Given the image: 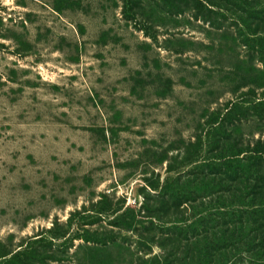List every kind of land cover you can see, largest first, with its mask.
I'll use <instances>...</instances> for the list:
<instances>
[{"label": "rangeland", "instance_id": "374dc122", "mask_svg": "<svg viewBox=\"0 0 264 264\" xmlns=\"http://www.w3.org/2000/svg\"><path fill=\"white\" fill-rule=\"evenodd\" d=\"M167 1L0 0V264H264L191 229L236 193H196L206 163L264 142V63L218 1Z\"/></svg>", "mask_w": 264, "mask_h": 264}, {"label": "trees", "instance_id": "16d2710c", "mask_svg": "<svg viewBox=\"0 0 264 264\" xmlns=\"http://www.w3.org/2000/svg\"><path fill=\"white\" fill-rule=\"evenodd\" d=\"M208 1V3H212V0ZM216 1L220 3L219 5H221V7L228 11H233L237 16L238 22L241 25L242 30L240 32L243 36L245 46L251 50V54L259 55L264 63V34L258 35L256 34V30L252 28L253 23H257L258 28L260 25L264 24V0H253L251 2L249 0ZM167 4L172 7L175 5L174 0H168ZM132 6V1L125 3V15H130V13H132ZM251 54L250 56L252 58L253 55ZM257 70L261 72V74H264V71L260 69ZM214 159V161L206 163L204 167L208 172V176L214 178L208 183L205 182V180L202 181V186L196 187L195 192L206 191L209 184L214 183V179L221 176L223 179L222 181L228 180L237 187L234 200L229 202L227 199L219 198L217 202L207 206L205 217L199 218V222H195L191 229L195 231L211 227L216 229L220 227L218 226V221H220L225 227L229 224L232 225L233 228H235V233L239 230L241 235H244V233L249 230L255 236L260 237L259 242L262 247L257 252V255L260 258H264V142H258L253 148H241L232 154ZM162 191L161 194L163 196L179 199L186 190L184 187L174 188L173 185L167 184L163 187ZM229 192H231V190H229ZM129 212L133 213V210L129 209L122 215L115 217L114 223L116 227L129 225L126 222V216ZM215 215L218 218L215 219ZM134 218L135 217H133V219ZM229 249L228 246L220 249L210 248L207 251L199 253L200 261L205 262L209 257L212 256L213 258V255L216 254L224 261L229 255ZM17 258H20V256L17 255L13 259L15 260ZM232 264L236 263L233 262Z\"/></svg>", "mask_w": 264, "mask_h": 264}]
</instances>
